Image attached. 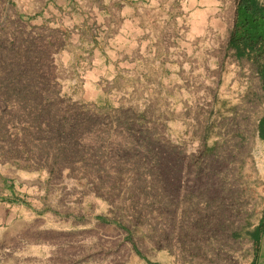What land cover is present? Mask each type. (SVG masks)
<instances>
[{
    "label": "rangeland",
    "instance_id": "374dc122",
    "mask_svg": "<svg viewBox=\"0 0 264 264\" xmlns=\"http://www.w3.org/2000/svg\"><path fill=\"white\" fill-rule=\"evenodd\" d=\"M42 3L0 0V167L13 174L24 207L0 230V264H252L264 216V59L239 58L228 37L207 31L171 92L133 106L116 94L84 102L75 95L84 67L67 59L83 61L89 48L67 16L35 18ZM29 33L45 43L28 51L21 41ZM67 100L132 108L147 122L137 133L97 122L70 146L52 130L63 126ZM144 137L183 164L173 193L166 157L151 159ZM99 216L119 220L131 237Z\"/></svg>",
    "mask_w": 264,
    "mask_h": 264
},
{
    "label": "crops",
    "instance_id": "0c3cea01",
    "mask_svg": "<svg viewBox=\"0 0 264 264\" xmlns=\"http://www.w3.org/2000/svg\"><path fill=\"white\" fill-rule=\"evenodd\" d=\"M35 18L62 16L76 32L79 46L89 48L83 61L68 57L70 67H84L75 95L104 104L112 94L135 105L171 92L183 62L190 61L199 39L213 34L230 38L240 0H42ZM263 3L264 0H257ZM233 18V19H232ZM234 21V22H233ZM59 27V26H58ZM94 34L91 43L88 33ZM228 44V42H227ZM124 83L125 87L120 84ZM111 94V95H110ZM17 181L0 167V230L24 210ZM19 202V203H16ZM259 252L252 264H264V218Z\"/></svg>",
    "mask_w": 264,
    "mask_h": 264
},
{
    "label": "trees",
    "instance_id": "16d2710c",
    "mask_svg": "<svg viewBox=\"0 0 264 264\" xmlns=\"http://www.w3.org/2000/svg\"><path fill=\"white\" fill-rule=\"evenodd\" d=\"M17 41L20 40L16 37L15 39H12L13 44H15ZM45 41L46 37H44L42 34H38L37 37H34L31 33H29L27 37L21 42L28 45V51H30L37 49V45L44 44ZM50 44L51 43L48 42L45 47L50 46ZM226 49L228 51H235L237 57L245 58L249 61H259L264 59V2L260 3L257 0H240L234 29L230 35ZM259 70L263 81L264 91V65L261 66ZM227 106L228 103L226 102L220 103V114L221 110H224ZM88 109L85 107H78L77 104H72L70 101H68V112L66 114L67 116L63 120V126L57 128V130L52 129L53 132L57 131V134L65 135V140L71 146L78 144V131H82L88 126H91L97 122L104 121L109 127L114 125L115 127H124L128 133H137L136 131H141V128L147 122V116L145 113L138 114L136 111H133L132 108H109L106 111H104L102 108ZM38 119L39 118H36V120ZM259 135L261 140L264 142V117L259 121ZM144 139H147L145 148L148 154L150 155L155 153V155L150 157L151 159L159 163L161 162L162 157H166L165 162H167V166L165 171L168 175H165V177L172 178V181L168 187V192L173 193L175 185L182 179V175L184 173L183 164L179 165L176 160L170 158L175 154L173 148L165 149V147L160 144V140H156V142H154L151 137H144ZM162 150H165V152ZM209 156H213V154H209ZM180 162L182 163V161ZM97 219L105 224H115L129 233V237H131L128 228L124 226L119 220H112L107 216H99ZM262 227L263 222L261 221L252 233V240L254 242L255 248L254 258L259 252L258 234L262 230ZM138 254L141 255L140 252H138Z\"/></svg>",
    "mask_w": 264,
    "mask_h": 264
}]
</instances>
